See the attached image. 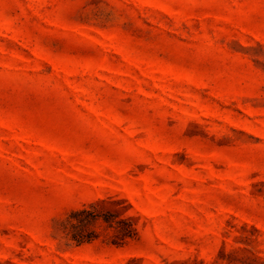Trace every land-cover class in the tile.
<instances>
[{
    "label": "rangeland",
    "instance_id": "1",
    "mask_svg": "<svg viewBox=\"0 0 264 264\" xmlns=\"http://www.w3.org/2000/svg\"><path fill=\"white\" fill-rule=\"evenodd\" d=\"M0 264H264V0H0Z\"/></svg>",
    "mask_w": 264,
    "mask_h": 264
},
{
    "label": "trees",
    "instance_id": "2",
    "mask_svg": "<svg viewBox=\"0 0 264 264\" xmlns=\"http://www.w3.org/2000/svg\"><path fill=\"white\" fill-rule=\"evenodd\" d=\"M125 200L109 198L101 200L90 206L74 211L64 222L66 235L77 245L91 243L96 240L93 232L87 229L99 220L116 232L117 245H122L137 237V219L133 215H125L128 209L119 207ZM130 208V206H129Z\"/></svg>",
    "mask_w": 264,
    "mask_h": 264
}]
</instances>
